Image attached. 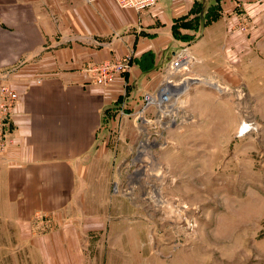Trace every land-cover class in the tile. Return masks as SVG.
<instances>
[{"label": "rangeland", "instance_id": "1", "mask_svg": "<svg viewBox=\"0 0 264 264\" xmlns=\"http://www.w3.org/2000/svg\"><path fill=\"white\" fill-rule=\"evenodd\" d=\"M258 2L237 26L251 29L252 49L239 51L225 77L185 79L189 92L163 113L142 102L143 112L114 116L88 200L76 196L61 217L36 210L31 234L0 220V264H264ZM85 203L93 214L79 216Z\"/></svg>", "mask_w": 264, "mask_h": 264}, {"label": "crops", "instance_id": "2", "mask_svg": "<svg viewBox=\"0 0 264 264\" xmlns=\"http://www.w3.org/2000/svg\"><path fill=\"white\" fill-rule=\"evenodd\" d=\"M257 3L159 0L135 11L114 0H0V86L17 96L0 150L2 226L31 234L36 210L61 217L76 196L88 200L114 116L143 112L144 94L161 85L181 96L185 79L225 77L252 49L251 29L237 26ZM182 50L183 74L170 68ZM117 60L126 65L109 85L91 79L95 63ZM82 208L79 216L93 214Z\"/></svg>", "mask_w": 264, "mask_h": 264}, {"label": "built area", "instance_id": "3", "mask_svg": "<svg viewBox=\"0 0 264 264\" xmlns=\"http://www.w3.org/2000/svg\"><path fill=\"white\" fill-rule=\"evenodd\" d=\"M87 3H93V1L97 0H84ZM118 6L121 8H129L135 11H142L152 6H155L159 0H114ZM170 68L172 71H179L182 74L189 70V59L186 56L184 50L177 53L174 58L170 61ZM125 61L117 60L110 62H100L95 63V65L89 68L91 79L97 83L109 85L114 79V76L124 69ZM166 86L161 85L157 91L154 93H146L143 96V107L147 106H155L157 107L158 113L167 110L165 105H169L170 99L175 97L176 95L173 93L168 94L169 92H165ZM169 97H168V96ZM0 150L5 146V137L4 131L8 128V123L6 122L7 117L9 115V109L12 106L13 101L17 98L16 92L9 87V85H1L0 86ZM169 100V101H168ZM165 102V103H164ZM174 104L169 105L170 108L173 107Z\"/></svg>", "mask_w": 264, "mask_h": 264}, {"label": "bare ground", "instance_id": "4", "mask_svg": "<svg viewBox=\"0 0 264 264\" xmlns=\"http://www.w3.org/2000/svg\"><path fill=\"white\" fill-rule=\"evenodd\" d=\"M166 89H167V90H166L165 92H167V91L169 92V90L171 89L170 92L174 93V92H173L174 88H171V85H170L169 83H168V85L166 86ZM169 94H170V93H169ZM167 96H168V95H167ZM168 97H169V96H168ZM168 101H169V100H168ZM164 103H165V102H164ZM244 127H246V124L244 125ZM153 163H154V162H153ZM152 166H153V165H152ZM156 166H157V165H156ZM156 168H157V167H156ZM156 171H157V170H156ZM156 177H157V175H156ZM172 205H173V204H172ZM170 206H171V205H170ZM170 208H171V207H170ZM173 208H174V205H173ZM175 209H176V208H175ZM179 209H180V208H179ZM178 214H179V213H178ZM184 220H185V218H184ZM177 221H178V220H177ZM186 224H187V223H186Z\"/></svg>", "mask_w": 264, "mask_h": 264}]
</instances>
